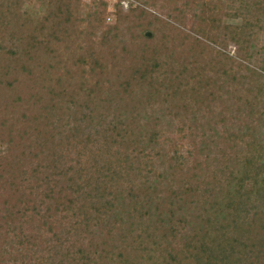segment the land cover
I'll use <instances>...</instances> for the list:
<instances>
[{"label":"trees","instance_id":"trees-1","mask_svg":"<svg viewBox=\"0 0 264 264\" xmlns=\"http://www.w3.org/2000/svg\"><path fill=\"white\" fill-rule=\"evenodd\" d=\"M205 1L189 45L152 44L116 84L104 72L105 51L127 54L121 38L130 20L145 49L159 20L143 7L155 2H129L125 13L116 6L108 26L105 4L94 2L86 21L102 52L90 46L73 64L79 80L89 65L94 81L75 85L76 99L63 94L59 67L38 65L40 53L56 60L55 46L70 39L68 8L58 3L34 22L23 17V0H0V264H264V142L223 129L245 105L250 119L256 105L264 110V60L253 64L264 59V44L251 51L264 42V0H226L224 16L239 24L221 28L220 3ZM230 45L233 57L223 52ZM21 78L35 102L26 108L16 92ZM10 90L8 103L2 92ZM97 100L106 107L99 114ZM34 104L42 113L25 119ZM204 124L209 147L199 148ZM216 144L230 155L210 173L203 157ZM102 228L111 242L95 245L91 235Z\"/></svg>","mask_w":264,"mask_h":264},{"label":"rangeland","instance_id":"rangeland-1","mask_svg":"<svg viewBox=\"0 0 264 264\" xmlns=\"http://www.w3.org/2000/svg\"><path fill=\"white\" fill-rule=\"evenodd\" d=\"M105 4V13L107 14V23L106 26L108 25H113L115 21V15L114 12L116 10V6L119 8H122V13H125L128 8H129V2H132L133 8L135 5H139L140 7H143V4H140L142 1L143 2H155L154 7L144 6L143 9H146L148 12V15L150 14V20L153 22L155 21V18L159 20V23H154V26L148 31L146 34L148 37L153 38L151 43H148L147 47L143 49V46H141V42L139 41L137 34L140 33V30L138 28L134 27V24H136L135 20H130V23H128L126 26L128 27V32H126V35H124L121 39L123 40L124 44H126V52L127 54L124 55L122 53L118 54L119 57H113L112 53H108L109 51H105L106 54H108V57L104 66H105V73L107 75V78L110 80L112 84H116L120 81V78H123L124 74V66L126 65L127 68L130 66H134L135 62H137L138 57L141 55V50H151L153 47L151 46L153 44L157 45V47L160 48H170L173 41L176 40L177 43L175 44H186L189 45L188 42L190 43L192 40L185 39V35H190L193 36L194 38L197 37L196 31H197V24L199 21V18L201 16V12L204 11L202 9L203 4H211L209 1L205 0H198L196 2L195 6L193 2L189 0H138L137 4H134V0H101ZM218 3H220L221 6V11L218 13L217 17L220 21V28L224 26H235L239 24V21L227 19L225 14L228 13V11H223L224 6H226V0H216ZM24 4L22 6V13H24L23 17L25 18H30L34 22L41 19L44 16H47L49 14V11L52 10V12H55L57 9L58 3L64 7L68 8V11L63 10V17H66L67 15L69 16L68 21H66V26L67 29H70V39L66 40L63 42V44H59V46H55V50L57 52L58 58L56 60H52L51 57L44 55L43 53H40L39 56V61L38 65L43 68L47 67L46 65H56L57 67L60 68V76L63 78V81H65L64 84V93L67 94L68 96H73L76 99H80L81 92L80 90L75 89V85H78L81 83L83 87L86 89L94 84L93 77H90L88 74H90L89 65H86L83 69L85 71L86 75L79 80V73H82L80 71H77L75 64H77L80 60V58H84L85 55L88 54L89 52V47L92 46L94 49V53H100L102 52V49L99 48V39L94 36L95 32L92 33V29L87 23V15L92 11L93 4L94 2L97 3L99 0H54V2L50 5L49 0H23ZM138 2H140L138 4ZM186 2H190L188 5H186ZM199 5V6H198ZM169 9L172 10H177V16L179 17L178 19H175L169 14ZM179 14V15H178ZM211 13L209 12L207 16H209ZM206 16V17H207ZM61 16V18H63ZM64 27V24L63 26ZM136 29V30H135ZM27 32V31H26ZM64 32V30H63ZM102 31L96 32V35L98 37L101 36ZM92 33V35H90ZM133 33V34H131ZM141 34V33H140ZM264 44L263 40H259L254 43V47L252 48L251 51L253 52H260V48ZM155 47V46H154ZM140 50V51H139ZM179 51V50H178ZM177 51V52H178ZM196 53L198 50L196 48L193 49V52ZM225 54H227L230 57L234 56V48L230 45V47H227L226 50H223ZM34 50H32V54H34ZM115 55L116 53L113 52ZM143 53V52H142ZM41 56H43V59H41ZM46 56V57H44ZM114 58H117L116 61H114ZM0 60L2 58L0 57ZM264 59L260 56H255L253 59V64L259 65L262 67L261 61ZM42 62V63H41ZM74 64V65H73ZM5 66V65H4ZM82 71V70H81ZM67 72L71 74H75L74 77H69L67 75ZM94 73L97 72L93 71ZM2 77V74H0ZM0 77V79H2ZM16 77V76H14ZM25 77V76H24ZM20 84H16V92L21 94V99L23 100L21 107L26 108L28 105L30 106L33 102V99L31 98L32 93H28L29 90L23 89L22 83L24 82L26 84V80L24 78H21ZM52 86H54L53 83H51ZM244 88V86H243ZM2 90V89H1ZM7 90V89H5ZM241 95H245L249 97L248 92L245 89L239 90ZM2 94L8 98L6 102L11 103L12 100L15 98L14 93L10 91H4ZM106 98V95L103 96ZM250 98V97H249ZM244 101V100H243ZM251 101V100H250ZM35 103V102H33ZM243 104V103H242ZM27 105V106H26ZM245 105V104H244ZM10 106V105H9ZM20 107V110L22 109ZM42 107V108H41ZM63 107V105H62ZM93 110L95 111V114H99L100 112L105 111L106 107L104 106V103L101 102L100 100H97L93 106H91ZM164 110L166 109L167 105L162 104L160 106ZM247 105H245V110L244 113H242L240 120H237L236 125L229 123L226 126H224V130L231 131L233 129V132L236 134L244 135L246 134L249 130L253 131L256 134V137L259 138L261 142H264V126L260 123L261 119H257L256 116H260L259 112H264V110L259 106L256 105V110L254 111V117L250 119V116H248L247 110ZM70 108H72L70 106ZM170 108V107H169ZM33 111L27 110L25 111V119L28 117V119H32L34 117V114L36 115L37 112H41L43 109V105H35L31 107ZM10 110V109H8ZM19 110V111H20ZM262 110V111H261ZM13 111V110H12ZM63 111L67 112V109L65 108V105L63 107ZM168 111V109H167ZM19 112L13 115H8L6 112L5 115L6 118L12 119V122L16 121L17 119L20 120V115H18ZM38 116V114H37ZM22 118V117H21ZM261 118V116H260ZM239 119V118H238ZM11 128V127H10ZM9 129V128H8ZM203 131L205 132L204 137H199L198 142L201 147H209V145L206 143L209 142L210 140V133L208 132L207 126L204 124L202 126ZM222 129V130H223ZM221 130V132H222ZM220 132V133H221ZM6 132H3V134ZM2 134V132H1ZM7 137V135H6ZM250 137V136H249ZM251 138V137H250ZM202 140L205 141V143L202 142ZM203 143L202 145L200 143ZM214 146V145H212ZM214 147V151L211 153H208V158L203 157L204 160H206L205 163H208L209 165L211 164V168L208 169L210 173H212L214 170L218 169L221 167L218 163V161L223 158V157H228L230 155V150L226 151L227 146L216 144ZM222 151L221 152H216ZM204 152H209L205 149ZM207 170V171H208ZM125 198V195L123 196ZM107 232L104 228L96 230L93 232L91 235V240L95 245H99L101 242H111V237L106 236ZM114 237V235H111ZM115 242H118L116 240ZM93 244V245H94Z\"/></svg>","mask_w":264,"mask_h":264}]
</instances>
